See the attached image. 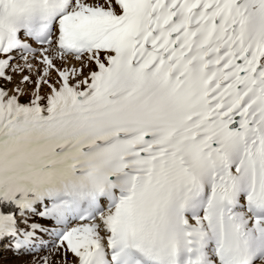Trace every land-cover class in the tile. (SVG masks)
<instances>
[{
	"label": "snow or ice",
	"instance_id": "6c2138e0",
	"mask_svg": "<svg viewBox=\"0 0 264 264\" xmlns=\"http://www.w3.org/2000/svg\"><path fill=\"white\" fill-rule=\"evenodd\" d=\"M264 264V0H0V264Z\"/></svg>",
	"mask_w": 264,
	"mask_h": 264
},
{
	"label": "bare ground",
	"instance_id": "6f19581e",
	"mask_svg": "<svg viewBox=\"0 0 264 264\" xmlns=\"http://www.w3.org/2000/svg\"><path fill=\"white\" fill-rule=\"evenodd\" d=\"M13 257L11 256L10 253H5L3 260H4V264H11Z\"/></svg>",
	"mask_w": 264,
	"mask_h": 264
}]
</instances>
